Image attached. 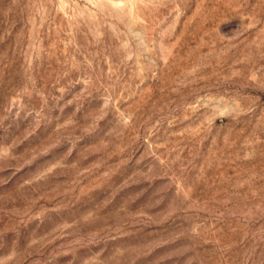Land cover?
I'll use <instances>...</instances> for the list:
<instances>
[{"label":"rangeland","instance_id":"374dc122","mask_svg":"<svg viewBox=\"0 0 264 264\" xmlns=\"http://www.w3.org/2000/svg\"><path fill=\"white\" fill-rule=\"evenodd\" d=\"M0 264H264V0H0Z\"/></svg>","mask_w":264,"mask_h":264}]
</instances>
